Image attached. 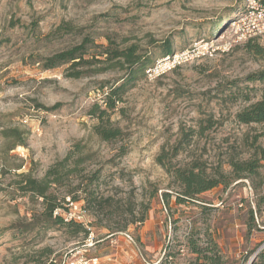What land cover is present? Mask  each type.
Returning a JSON list of instances; mask_svg holds the SVG:
<instances>
[{
	"label": "rangeland",
	"instance_id": "obj_1",
	"mask_svg": "<svg viewBox=\"0 0 264 264\" xmlns=\"http://www.w3.org/2000/svg\"><path fill=\"white\" fill-rule=\"evenodd\" d=\"M246 1L0 0V264H199L188 241L208 239L223 264L264 251V126L236 119L264 89L248 80L264 71V38L236 40ZM83 43L81 67L43 70ZM128 48L147 66L101 125L121 138L103 142L87 113L126 76L104 53ZM70 152L72 172L50 190L62 206L53 217L86 235L41 228V201L18 190L22 175L41 180ZM160 155L223 183L178 204ZM249 161L256 173L238 178L232 165Z\"/></svg>",
	"mask_w": 264,
	"mask_h": 264
},
{
	"label": "trees",
	"instance_id": "obj_2",
	"mask_svg": "<svg viewBox=\"0 0 264 264\" xmlns=\"http://www.w3.org/2000/svg\"><path fill=\"white\" fill-rule=\"evenodd\" d=\"M255 40L256 39L248 40L244 46L249 47ZM85 46L86 44L83 43L68 51L46 59L43 65V70H53L68 64L72 68L81 67L84 62V56L87 54V48H85ZM161 50L164 52L163 55H166L167 57L172 54L170 44H166ZM253 51H255L256 55H262L261 49L258 47ZM104 54L109 61L115 60L119 62L117 64H120V68H125L126 76L122 79L121 83L112 86L107 92L103 93V106L94 103L89 108L87 115L91 119H96L98 121V125L94 127L95 134L101 139V141L110 142L121 138L122 133L120 129L111 127L106 128L101 125L109 122L110 114L117 109L118 104L122 103V97L125 94L128 85L134 81L136 73L144 71L147 66V60L138 57L136 49L134 48H128L122 51L111 50L106 51ZM81 77L82 74L75 72L70 75V78L72 79H79ZM248 80L258 81L264 84V71L255 73L250 76ZM105 88H107V86L101 87L102 92ZM236 119L240 124L249 125L255 123L264 126V89L261 91L260 99L238 113ZM10 133L11 131H8L3 134L8 136ZM71 155V152L68 153L65 158L52 165L46 171L41 180L31 178L29 175H22L18 190L23 194H30L41 201L43 208L41 213V228L46 229L52 225L66 228L74 227V234L86 235L88 231L84 229L82 225L71 220L66 221L59 214L53 217V213L58 209H61L62 206L57 202L50 190L53 186L55 187L62 184L64 176L72 172V169L68 166V162L72 157ZM166 160V157L163 155H160L156 159L158 164L172 176L178 185L179 191L176 194V202L178 204L195 201L199 195L210 191L223 183L222 176H220L219 179L208 178L204 171H197L198 169L196 167L175 168L171 166L170 160ZM165 162H168V166L171 167H167ZM232 167L234 168L236 176L239 178L242 173L255 174L258 165L254 161H249L245 163H234ZM71 200V202H76L77 199L72 198ZM162 200L168 204L169 194L164 193L162 195ZM33 229L35 228L33 227L30 230ZM188 242V249L190 250V253L195 256V259L199 264H223V258L212 239H208L209 245L207 247H201L192 240H189ZM251 264H264V251H260L256 254V257Z\"/></svg>",
	"mask_w": 264,
	"mask_h": 264
},
{
	"label": "built area",
	"instance_id": "obj_3",
	"mask_svg": "<svg viewBox=\"0 0 264 264\" xmlns=\"http://www.w3.org/2000/svg\"><path fill=\"white\" fill-rule=\"evenodd\" d=\"M234 25H236L237 42L264 38V0H247L243 13L240 14ZM173 62L167 70L175 67L177 61ZM127 239L131 241L129 237Z\"/></svg>",
	"mask_w": 264,
	"mask_h": 264
},
{
	"label": "water",
	"instance_id": "obj_4",
	"mask_svg": "<svg viewBox=\"0 0 264 264\" xmlns=\"http://www.w3.org/2000/svg\"><path fill=\"white\" fill-rule=\"evenodd\" d=\"M256 255H254V257L251 259V261L248 264H251L252 261L255 259Z\"/></svg>",
	"mask_w": 264,
	"mask_h": 264
}]
</instances>
